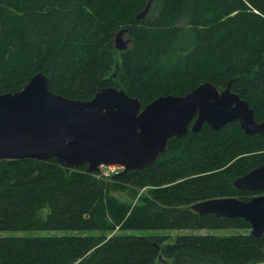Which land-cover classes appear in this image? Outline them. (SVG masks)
I'll return each instance as SVG.
<instances>
[{"label": "trees", "instance_id": "obj_1", "mask_svg": "<svg viewBox=\"0 0 264 264\" xmlns=\"http://www.w3.org/2000/svg\"><path fill=\"white\" fill-rule=\"evenodd\" d=\"M147 2L0 0V93L22 90L44 71L53 92L88 100L118 81L144 107L207 80L221 90L232 80L261 121L264 0H159L156 11L137 19ZM184 18L187 25L180 24ZM123 27H130L133 41L120 51L114 35ZM262 164L264 135L248 134L238 121L174 137L151 166L110 177L87 172L86 165L67 171L55 158L2 159L0 264H156L163 258L264 264V235L191 233L165 243L166 235L130 232L251 229L243 218L202 215L191 205L213 197L250 199L259 192L240 190L234 181ZM119 183L148 186L152 198L121 201L112 194Z\"/></svg>", "mask_w": 264, "mask_h": 264}, {"label": "water", "instance_id": "obj_2", "mask_svg": "<svg viewBox=\"0 0 264 264\" xmlns=\"http://www.w3.org/2000/svg\"><path fill=\"white\" fill-rule=\"evenodd\" d=\"M152 2L148 0L137 19L150 15ZM129 31L123 27L115 33L117 50L131 47L132 37L125 39ZM119 71L117 59L112 77ZM233 121L248 134L264 135V117L256 118L255 109L232 89V80L223 90L207 80L184 95H160L143 107L118 81L83 100L53 92L49 76L39 71L22 90L0 93V160L55 158L67 171L86 165L92 173L103 165L120 164L123 169L115 175H122L154 164L174 137L199 132L205 124L220 129ZM234 184L240 190L264 192V164ZM191 208L202 215L243 218L252 235H264V193L247 200L213 197Z\"/></svg>", "mask_w": 264, "mask_h": 264}, {"label": "rangeland", "instance_id": "obj_3", "mask_svg": "<svg viewBox=\"0 0 264 264\" xmlns=\"http://www.w3.org/2000/svg\"><path fill=\"white\" fill-rule=\"evenodd\" d=\"M159 5V0H153L152 7L153 11H156V7ZM181 25H187L188 19L184 18L180 21ZM130 38L129 35H125V39ZM120 58L123 60L122 53H120ZM100 175L105 177H110L113 175L112 173H109L108 167H102L100 171ZM118 188L114 189L112 191V194L116 196L117 199L131 203L133 205L135 204H144L147 199L152 198L151 191L152 189L148 186H133L131 184H125V183H119ZM132 190L136 192V195L133 196ZM40 215L45 218L48 215V209H44L41 211ZM131 233H138V234H160V235H166L168 236L165 243L174 242L177 237L180 234H191V233H214V234H227V233H249L251 232V229L247 228H223V229H189V228H183V229H155V230H134L130 231ZM52 234L57 232H50ZM3 234V233H0ZM28 234H39L36 232L28 233ZM40 234H46L45 232H40ZM156 264H171L170 260L167 259H158Z\"/></svg>", "mask_w": 264, "mask_h": 264}, {"label": "built area", "instance_id": "obj_4", "mask_svg": "<svg viewBox=\"0 0 264 264\" xmlns=\"http://www.w3.org/2000/svg\"><path fill=\"white\" fill-rule=\"evenodd\" d=\"M104 167H108L109 173H112V174H114V173H116L122 169V166L119 164L106 165Z\"/></svg>", "mask_w": 264, "mask_h": 264}, {"label": "flooded vegetation", "instance_id": "obj_5", "mask_svg": "<svg viewBox=\"0 0 264 264\" xmlns=\"http://www.w3.org/2000/svg\"><path fill=\"white\" fill-rule=\"evenodd\" d=\"M254 192H259V193H256L255 195L264 193L263 191H254Z\"/></svg>", "mask_w": 264, "mask_h": 264}, {"label": "bare ground", "instance_id": "obj_6", "mask_svg": "<svg viewBox=\"0 0 264 264\" xmlns=\"http://www.w3.org/2000/svg\"><path fill=\"white\" fill-rule=\"evenodd\" d=\"M122 166V165H121ZM122 168H123V166H122Z\"/></svg>", "mask_w": 264, "mask_h": 264}]
</instances>
